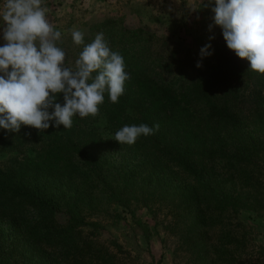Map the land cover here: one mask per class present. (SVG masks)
<instances>
[{
    "label": "trees",
    "instance_id": "trees-1",
    "mask_svg": "<svg viewBox=\"0 0 264 264\" xmlns=\"http://www.w3.org/2000/svg\"><path fill=\"white\" fill-rule=\"evenodd\" d=\"M114 27L108 20L81 45L73 43L69 29L61 33L58 46L66 53L67 66L70 57L76 61L102 32L110 50L123 56L130 75L118 103H111L106 91L98 115H75L70 129L57 128L54 121L43 132L27 125L19 133L0 128V152L13 153L0 167V264H25L24 259L32 264L31 258L38 259L34 253L50 258L51 264H93L94 256L110 263L113 257L94 251L92 238L82 237L80 230L89 224L96 201L129 206L138 200L143 188L135 173L145 164L152 171L162 168L184 176L186 183L179 178L164 182L167 174L149 180L165 192L175 190L189 203L196 213L188 229L196 235L198 230L207 243L213 227L207 221L209 208L234 217L241 207L255 212L263 207L260 198L249 203L245 190L236 187L259 184L249 181L245 172L254 163L256 145H263L264 74L252 71L246 58L227 47L222 31L206 44L211 55L201 58L197 50L182 56L176 49L157 48L144 29ZM63 96L58 94L56 102L63 105ZM140 124H158L159 129L131 146L110 138L124 125ZM110 140L129 156L124 162L101 154ZM92 188L101 195H94ZM62 210L68 217L65 223L57 220ZM192 249L201 253L196 242ZM225 251L219 253L221 260L227 257ZM54 255L59 260H52Z\"/></svg>",
    "mask_w": 264,
    "mask_h": 264
},
{
    "label": "rangeland",
    "instance_id": "rangeland-1",
    "mask_svg": "<svg viewBox=\"0 0 264 264\" xmlns=\"http://www.w3.org/2000/svg\"><path fill=\"white\" fill-rule=\"evenodd\" d=\"M42 6L47 9L48 21L61 33L69 29L79 30L87 37L95 34V28L107 25L109 20L111 26H116L114 29H144L157 48L176 49L183 52L182 56L191 50L199 52L214 33L222 31L220 26L215 25L209 30V25L214 23L211 8L215 6V0H43ZM4 27L6 25L0 19V46L6 43L3 39ZM69 61L67 66L74 68V58L70 57ZM103 122L102 119L100 124ZM104 136L110 137L106 133ZM110 141L101 149V154L110 160L124 162L129 156L114 140ZM261 143L263 145H256L258 152L253 154L254 163L245 172L249 181L258 180L259 184L251 188L243 183L245 188L242 184L236 188L245 190L251 198L249 203L254 198H260L263 207L255 209L256 212L241 207L234 217L209 208L208 212L212 213L207 214V221L212 222L213 227L208 231L210 239L207 243L199 238L198 230L194 231L196 235L188 229L193 219L191 214L196 213L188 206L189 203L184 202L182 196L179 199V195L174 194L175 190L165 192L162 185L157 188L149 180V177L156 180L158 176L164 178L167 174L164 182L179 178L186 183L184 176L162 168L152 171L145 164L135 173L143 188L138 190V200H133L129 206L115 200L101 199L94 203L88 215L89 224L80 230L81 236L92 238L94 251H106L113 258L109 263L94 256L93 264H264V131ZM12 156L13 153L0 152V167L5 166ZM232 180L237 183L239 178L232 177ZM92 191L94 195H101L96 188ZM67 219L63 210L57 214L60 223H65ZM193 242L197 243V250L201 253L194 252ZM223 249L227 254L223 258L225 261L219 256ZM34 254L38 255V259L31 258L32 264L53 263H50V258ZM54 258L59 260L56 255L52 260ZM21 262L28 264L25 259ZM84 264L88 263L85 261Z\"/></svg>",
    "mask_w": 264,
    "mask_h": 264
},
{
    "label": "clouds",
    "instance_id": "clouds-1",
    "mask_svg": "<svg viewBox=\"0 0 264 264\" xmlns=\"http://www.w3.org/2000/svg\"><path fill=\"white\" fill-rule=\"evenodd\" d=\"M42 4L43 0H0V19L6 25V43L0 46V128L10 133H19L22 125L43 132L50 121L70 129L75 115H98L106 91L110 102L118 103L130 79L123 56L110 50L102 32L84 46L74 68L66 66V53L57 44L62 34L48 21ZM211 11L214 23L209 30L220 26L227 47L246 58L252 71L264 74V0H215ZM72 40L84 44L83 33L73 30ZM210 48H201V58L211 55ZM60 93L63 105L56 102ZM158 129V124L124 125L111 139L131 146Z\"/></svg>",
    "mask_w": 264,
    "mask_h": 264
}]
</instances>
